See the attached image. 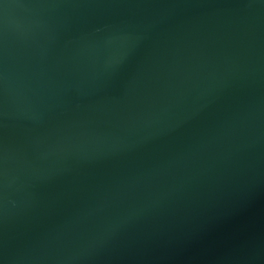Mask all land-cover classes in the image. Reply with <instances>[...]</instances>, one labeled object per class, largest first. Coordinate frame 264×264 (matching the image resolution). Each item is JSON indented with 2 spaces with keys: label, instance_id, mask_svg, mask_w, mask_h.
<instances>
[{
  "label": "water",
  "instance_id": "95a60500",
  "mask_svg": "<svg viewBox=\"0 0 264 264\" xmlns=\"http://www.w3.org/2000/svg\"><path fill=\"white\" fill-rule=\"evenodd\" d=\"M0 264H264V0H0Z\"/></svg>",
  "mask_w": 264,
  "mask_h": 264
}]
</instances>
